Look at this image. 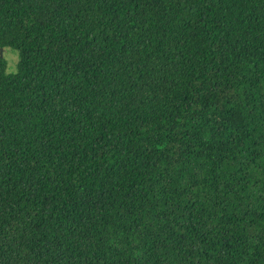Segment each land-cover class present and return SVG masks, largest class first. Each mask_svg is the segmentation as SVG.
Returning <instances> with one entry per match:
<instances>
[{
  "label": "trees",
  "instance_id": "trees-1",
  "mask_svg": "<svg viewBox=\"0 0 264 264\" xmlns=\"http://www.w3.org/2000/svg\"><path fill=\"white\" fill-rule=\"evenodd\" d=\"M0 49V264H264V0H0Z\"/></svg>",
  "mask_w": 264,
  "mask_h": 264
},
{
  "label": "rangeland",
  "instance_id": "rangeland-1",
  "mask_svg": "<svg viewBox=\"0 0 264 264\" xmlns=\"http://www.w3.org/2000/svg\"><path fill=\"white\" fill-rule=\"evenodd\" d=\"M3 54L7 60V65H8L7 72L8 73L14 72L16 70V65L18 61L17 53L7 50Z\"/></svg>",
  "mask_w": 264,
  "mask_h": 264
},
{
  "label": "water",
  "instance_id": "water-1",
  "mask_svg": "<svg viewBox=\"0 0 264 264\" xmlns=\"http://www.w3.org/2000/svg\"><path fill=\"white\" fill-rule=\"evenodd\" d=\"M0 55L2 56V49H0Z\"/></svg>",
  "mask_w": 264,
  "mask_h": 264
}]
</instances>
